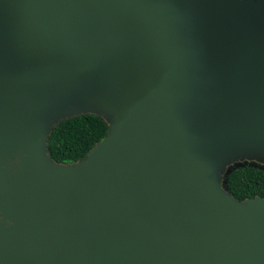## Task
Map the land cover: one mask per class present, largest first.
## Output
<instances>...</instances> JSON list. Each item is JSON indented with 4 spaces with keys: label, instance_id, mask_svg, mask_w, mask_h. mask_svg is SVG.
Here are the masks:
<instances>
[{
    "label": "water",
    "instance_id": "95a60500",
    "mask_svg": "<svg viewBox=\"0 0 264 264\" xmlns=\"http://www.w3.org/2000/svg\"><path fill=\"white\" fill-rule=\"evenodd\" d=\"M81 114L107 136L55 162ZM240 160L264 164V0H0V264H264Z\"/></svg>",
    "mask_w": 264,
    "mask_h": 264
},
{
    "label": "trees",
    "instance_id": "16d2710c",
    "mask_svg": "<svg viewBox=\"0 0 264 264\" xmlns=\"http://www.w3.org/2000/svg\"><path fill=\"white\" fill-rule=\"evenodd\" d=\"M105 120L94 114H81L63 120L50 132L47 149L57 163L70 164L84 160L91 149L108 134ZM226 188L238 201L264 198V171L245 165L232 169L225 177Z\"/></svg>",
    "mask_w": 264,
    "mask_h": 264
},
{
    "label": "rangeland",
    "instance_id": "374dc122",
    "mask_svg": "<svg viewBox=\"0 0 264 264\" xmlns=\"http://www.w3.org/2000/svg\"><path fill=\"white\" fill-rule=\"evenodd\" d=\"M245 165L254 166V167H257V168L262 169L264 171V164L261 162H256V161H252V160H240V161H235L234 163H232L228 167L227 172L236 168V167L245 166ZM78 167H79V165H73L70 167V169L76 170ZM226 173H225V175H226Z\"/></svg>",
    "mask_w": 264,
    "mask_h": 264
}]
</instances>
